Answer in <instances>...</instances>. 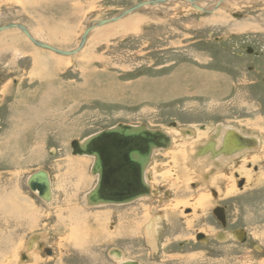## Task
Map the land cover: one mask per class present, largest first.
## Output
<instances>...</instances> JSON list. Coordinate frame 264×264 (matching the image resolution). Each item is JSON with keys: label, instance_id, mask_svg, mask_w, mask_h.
<instances>
[{"label": "rangeland", "instance_id": "374dc122", "mask_svg": "<svg viewBox=\"0 0 264 264\" xmlns=\"http://www.w3.org/2000/svg\"><path fill=\"white\" fill-rule=\"evenodd\" d=\"M139 1L0 0V26L23 24L36 39L70 50L89 25ZM184 1L145 5L92 26L70 55L36 46L17 27L0 31V264H117L115 250L141 264H264V237L254 231L264 228V0L216 10ZM205 1L212 8L213 0ZM119 122L162 129L173 144L153 154V195L88 206L93 160L72 154L70 143ZM219 124L256 136L259 159L243 161L250 154L243 153L229 160L217 186L199 183L203 167L192 165L187 184L180 182L185 169L176 155L190 141L179 129L202 142ZM239 166L262 178L244 181ZM38 169L49 173L50 205L27 186ZM180 183L188 186L184 197L177 196ZM199 196L203 209L195 208ZM218 206L225 224L213 213ZM104 211L99 228L92 219L87 229L64 224ZM157 213L153 248L143 224ZM39 232L36 253L28 255L26 242Z\"/></svg>", "mask_w": 264, "mask_h": 264}, {"label": "water", "instance_id": "95a60500", "mask_svg": "<svg viewBox=\"0 0 264 264\" xmlns=\"http://www.w3.org/2000/svg\"><path fill=\"white\" fill-rule=\"evenodd\" d=\"M166 1L169 0L139 1L110 18L97 21V25L115 21L145 5H155ZM5 27H17L36 46L52 50L61 55H70L78 51L85 42L89 29L92 28L89 25L85 29L76 48L65 50L35 39L23 24L7 23L1 25L0 30ZM224 138L227 141V138L230 137L226 135ZM210 142L208 141L207 145H210ZM170 144V136L162 129L149 128L145 124L132 125L123 122L94 132L81 140L73 139L70 143L72 154L93 157L90 172L97 179L85 194L86 204L88 206L124 204L144 196H150V187L145 180V169L149 164L153 150L167 149ZM253 144L255 142L247 137L244 139V142L233 147L228 146V149L227 146L222 145L220 150L228 153ZM199 152H202V149ZM27 186L31 191H36L40 199L45 201L49 200L51 195L50 177L46 170L38 169L29 174L27 177ZM217 209L220 211L221 208ZM214 212L217 215L219 213L216 209ZM219 215L221 217L222 213H219ZM203 237L204 235L202 233L197 235V239H202ZM115 251L117 253L119 252L118 250ZM44 252L51 254V249L45 248ZM119 264L141 263L129 259Z\"/></svg>", "mask_w": 264, "mask_h": 264}, {"label": "bare ground", "instance_id": "6f19581e", "mask_svg": "<svg viewBox=\"0 0 264 264\" xmlns=\"http://www.w3.org/2000/svg\"><path fill=\"white\" fill-rule=\"evenodd\" d=\"M56 1V0H55ZM61 1V0H60ZM169 1H173V0H169ZM185 1H188V2H191L190 3V5H193V4H195L196 5V8H201V9H213L214 8V6H215V8H214V10H216V9H221L223 6H226L227 4H230V3H232V2H234V0H213V1H211L210 3H212L213 5H212V8H206L205 7V3H208V2H206L205 0H200V2L199 1H197V0H185ZM184 1V2H185ZM205 2V3H204ZM164 3V2H163ZM185 3H187V2H185ZM44 4V3H43ZM188 4V3H187ZM195 5H194V7H195ZM198 6V7H197ZM200 6V7H199ZM66 7V6H65ZM54 12V11H53ZM125 16V15H124ZM134 16V15H133ZM101 20V19H100ZM97 21H99V20H97ZM97 21H95V24H93L92 26H95V28H96V26H100V25H97ZM65 22V21H64ZM16 24V23H15ZM66 24V23H65ZM104 24H106V23H104ZM104 24H102L103 26H104ZM107 26V25H106ZM5 28H8V27H5ZM12 28V27H11ZM93 28V27H92ZM4 29V28H3ZM28 29V28H27ZM2 30V29H1ZM0 30V31H1ZM68 31V30H67ZM89 31H90V29H89ZM30 32V31H29ZM96 32V31H95ZM52 33V32H51ZM89 33V32H88ZM87 33V34H88ZM94 33V32H93ZM32 35V34H31ZM54 35V34H53ZM89 35H90V33H89ZM92 35V34H91ZM33 36V35H32ZM35 38V37H34ZM66 38V37H65ZM36 39V38H35ZM86 39V38H85ZM65 41V40H64ZM42 42H44L45 43V41H42ZM46 44H48V43H46ZM84 44V43H83ZM50 45V44H49ZM52 46V45H51ZM83 46V45H82ZM14 52V51H13ZM39 53V52H38ZM37 53V54H38ZM42 54V53H41ZM39 55V54H38ZM37 55V56H38ZM60 55V54H59ZM37 56H35V57H37ZM42 56V55H41ZM38 58V57H37ZM36 58V59H37ZM34 59V58H33ZM39 60H42V57L40 58H38ZM44 60V59H43ZM35 62H36V60H34ZM43 63H45L44 61H43ZM39 64H40V62H39ZM42 99V98H41ZM181 131V137L185 140V141H190L188 144L189 145H185V143H184V148H182V150H180V152H178V154L179 155H176V156H180L181 158V163L183 164H181L182 166H181V168H184L185 170L183 171V176H184V178H183V176L181 177L182 178V180L180 181V182H183V183H185V184H187L186 183V180L188 181V179H187V177L189 176V174L187 173L188 171V168L190 167V165H192V166H199V167H203V168H201V169H199V174H198V180L197 181H199V183H201V184H203V185H205V184H207L208 186H210V185H213V184H215L216 186H217V184L220 182V180L221 179H224V177L221 175L222 173H220V171L219 170H221L222 168H223V166L225 165V164H227V162L229 161V160H231V159H235L236 157H238L239 155H242L243 153H245L244 154V156L247 154L246 153V151H249L248 153H250V154H248V155H246L244 158H243V161L244 160H248L249 162H251V160L252 161H256V159H259V157H260V154L259 153H257V154H253V153H256V152H258L257 151V146H246V147H243V148H241L240 150H237V151H233V152H225V151H222V150H220V147L222 146V145H224L225 147L227 146V149L229 148L228 146H231V147H233L234 145H237V144H240L241 142H244V139L245 138H250V139H252L254 142H255V144L257 143V140H258V138H257V140H256V138L255 137H250L249 135L248 136H246L247 134H244L243 132H241V131H239L238 129H234L233 127H231V126H229V125H226V124H219V125H217L215 128H214V130L213 131H211V134H210V136L209 137H207V139L206 140H204V141H202V142H200L199 141V139H201L200 137H201V135L200 136H198V137H196V139L194 140L193 139V133L190 131V132H185V130H182V129H179V132ZM187 131V130H186ZM167 133V132H166ZM169 136H170V138H171V144H170V146L173 144V137L169 134V133H167ZM226 135H228L230 138H227L228 140L227 141H225L224 139V137L226 136ZM208 141H211L210 142V145H207V143H208ZM227 144V145H226ZM5 145V144H4ZM14 145V144H13ZM6 146V145H5ZM169 146V147H170ZM189 146V147H188ZM168 147V148H169ZM174 147V146H173ZM180 147V146H179ZM200 149H202V152H199V150ZM252 149L253 150H255V151H253V152H251L252 151ZM155 150H157V149H155ZM155 150H153V152H152V155H151V158H150V161H149V164H148V166H147V168L145 169V180H146V182L149 184V187H150V196L151 195H153V193H154V188H153V185H151V183H150V181L148 180V176H147V171H148V168H149V165H150V163H151V161H152V158H153V154H155L154 152H155ZM159 151H160V149H159ZM174 152V151H173ZM177 152V151H176ZM176 152H175V154H176ZM242 153V154H241ZM81 156H86V155H81ZM91 157V156H90ZM262 158V157H261ZM92 160H93V157H92ZM73 162H76L75 160L73 161ZM216 162L219 164V165H216ZM254 163V162H253ZM241 164V163H240ZM235 166V165H234ZM225 167V166H224ZM228 167H229V165H228ZM150 169V168H149ZM197 169V168H196ZM195 169V170H196ZM237 170L239 171V172H241V174L242 175H245V180L244 181H247V182H249V183H251V181H253V185H255L256 184V181H258V180H260L262 177L261 176H259V174L256 176V178L255 179H252V177H251V175H249V174H246V172H243L242 171V167L241 166H239L238 168H237ZM236 171V170H235ZM257 171V170H256ZM260 171V170H259ZM238 172V173H239ZM255 172V171H254ZM91 173V172H90ZM49 174V173H48ZM221 175V176H220ZM227 175H228V173H227ZM253 176V175H252ZM240 177V176H239ZM243 177V176H242ZM96 179H97V177H96ZM226 179V178H225ZM151 180V179H150ZM228 180H230L229 178H228ZM236 180V179H235ZM173 181H175V180H173ZM185 181V182H184ZM226 182H227V180H225ZM231 181V183H232V185H233V183L235 184V181L233 180V178H232V180H230ZM229 181V182H230ZM179 182V181H178ZM189 184V183H188ZM259 184V183H258ZM180 185H181V188L183 189V190H177V196L178 195H182L183 197H184V192L186 193V192H189L187 189V187L186 188H183L184 187V185L183 184H181L180 183ZM206 185V186H207ZM228 185V184H227ZM231 185V186H232ZM178 187V186H177ZM230 187V186H229ZM232 187H234V185L232 186ZM243 187V186H242ZM244 187H245V185H244ZM247 187V186H246ZM206 188V187H205ZM247 188H250V187H247ZM210 189V188H209ZM217 189H219V188H217ZM35 193H36V195H37V192L36 191H34ZM224 192V195H226L227 193H230L231 192V189L230 188H226V190H224L223 191ZM87 193V192H86ZM85 193V194H86ZM50 198H49V200H47V201H45V200H43L46 204H48V205H50L49 203L52 201V199H53V191H52V184H51V180H50ZM85 194H84V198H85ZM207 194V193H206ZM217 194V193H216ZM38 196V195H37ZM55 196V195H54ZM148 198L149 196H144V197H141V199H144V198ZM207 197V199H209V198H211L210 197V195H207L206 196ZM209 197V198H208ZM55 198V197H54ZM151 198V197H150ZM138 199H140V198H138ZM213 199V198H212ZM217 199V198H216ZM213 201H214V199H213ZM13 202V201H12ZM20 203V202H19ZM85 203H86V201H85ZM130 203V202H129ZM125 204V203H124ZM195 208L196 209H198V207H200V209H203L204 207V199L201 197V196H199V197H197L196 198V202H195ZM213 204V203H212ZM21 205V204H20ZM87 205V204H86ZM99 205H107V204H99ZM108 205H110V204H108ZM115 205H120V204H115ZM98 206V205H97ZM13 207V206H12ZM16 208V207H15ZM25 208V207H24ZM19 210V209H18ZM17 210V211H18ZM201 211V210H200ZM107 212L106 211H104V212H101V213H96V214H88V213H82V216L81 217H79L80 218V220H79V218H77L75 221H72L69 217L66 219V221H64V224H65V226H67L68 227V224H70L71 226H75L76 224L82 229V227H81V225L83 226V228H85L87 225H86V222H90L91 220L90 219H92L95 223H96V225L98 226V228L99 227H101V222H102V219L101 218H104V216H105V214H106ZM174 213V212H173ZM173 213L171 212H169V213H167L166 215L169 217V215H170V217L172 218L173 217ZM4 214V213H3ZM158 214V213H157ZM160 214H158V216H156V215H154V217L153 218H150V220L149 219H147V221L146 220H144L145 222H144V224H143V227L145 228V231H146V238L145 239H147L148 240V242L149 243H151V244H153V248H155V245H154V243H153V241L154 240H152L153 239V237H150L149 236V233H151V234H153L154 232H155V230L157 229V220H159L160 218V216H159ZM174 215H175V213H174ZM107 216V215H106ZM123 216V215H122ZM162 216V215H161ZM40 217V216H39ZM73 217H74V215H73ZM6 218V217H5ZM84 218V219H83ZM123 219L122 220H125L126 218L125 217H122ZM37 220V219H36ZM131 220V219H130ZM129 220V221H130ZM156 220V221H155ZM78 222L79 223H81V225L80 224H78ZM104 223V222H103ZM127 224H128V222H126ZM125 223V224H126ZM105 224V223H104ZM103 224V225H104ZM126 224V225H127ZM92 225V224H91ZM135 227V226H134ZM88 227H86V229H87ZM133 228V227H132ZM72 229V230H71ZM103 229V228H102ZM130 229V228H129ZM69 230L72 232V234H73V230H74V234H75V229H73V228H69ZM99 230V229H98ZM86 231V230H85ZM84 231V232H85ZM90 232V231H89ZM98 232V231H97ZM70 233V232H69ZM87 233V232H86ZM195 233V232H194ZM44 234L45 233H43V232H39V233H36V235L33 237V238H31L30 237V239L26 242V246H25V250L27 251V254L29 255L30 254V252L32 253V256H34L35 255V246L38 244V242H39V239L40 238H42L43 236H44ZM90 234V233H89ZM100 234H103L102 232H101V230H100ZM34 235V234H33ZM105 235V234H104ZM106 236V235H105ZM76 237V236H75ZM38 238V239H37ZM45 238V237H44ZM47 240V239H46ZM45 240V241H46ZM43 244V243H42ZM42 246V245H41ZM3 250V249H2ZM30 250V251H29ZM119 252L117 253V252H115V251H112V256L115 258V260H116V262H117V264H119V263H121V262H123V261H127V260H129V259H126V257L125 256H122V253H121V251L120 250H118ZM22 255V254H21ZM28 255H27V257H28ZM31 256V257H32ZM20 257V256H19ZM21 258V257H20ZM23 262V261H22Z\"/></svg>", "mask_w": 264, "mask_h": 264}, {"label": "flooded vegetation", "instance_id": "af4514ba", "mask_svg": "<svg viewBox=\"0 0 264 264\" xmlns=\"http://www.w3.org/2000/svg\"><path fill=\"white\" fill-rule=\"evenodd\" d=\"M246 136H248V135H246ZM250 137H255V136H253V135H249ZM256 138V137H255ZM256 140H257V138H256ZM246 153H248V151H246ZM242 154V153H241ZM248 155V154H247ZM216 165H219L217 162H216ZM255 169H257V168H255ZM241 183V182H240ZM241 185V184H240ZM215 192V191H214ZM217 208H221L220 209V211H219V209H217ZM217 210L219 213H222V215H221V217H220V215H219V213H218V215H217V213L215 214V212H214V210ZM214 210H213V213H214V215L216 216V218L222 223V224H225V221H226V219H225V216H224V208L223 207H221V206H218V207H216Z\"/></svg>", "mask_w": 264, "mask_h": 264}, {"label": "crops", "instance_id": "0c3cea01", "mask_svg": "<svg viewBox=\"0 0 264 264\" xmlns=\"http://www.w3.org/2000/svg\"><path fill=\"white\" fill-rule=\"evenodd\" d=\"M256 233L258 232V236L259 237H261V235H262V237H264V228L262 229V228H258V227H256V229L254 230ZM263 244H264V242H262Z\"/></svg>", "mask_w": 264, "mask_h": 264}]
</instances>
